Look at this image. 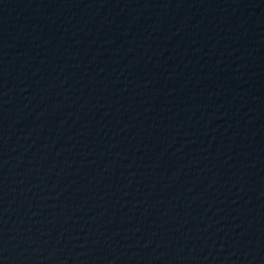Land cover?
<instances>
[{"label": "water", "instance_id": "1", "mask_svg": "<svg viewBox=\"0 0 264 264\" xmlns=\"http://www.w3.org/2000/svg\"><path fill=\"white\" fill-rule=\"evenodd\" d=\"M135 0H0V264H110Z\"/></svg>", "mask_w": 264, "mask_h": 264}]
</instances>
